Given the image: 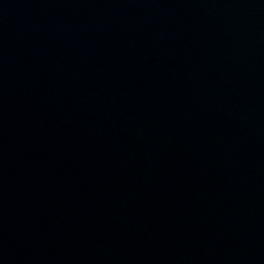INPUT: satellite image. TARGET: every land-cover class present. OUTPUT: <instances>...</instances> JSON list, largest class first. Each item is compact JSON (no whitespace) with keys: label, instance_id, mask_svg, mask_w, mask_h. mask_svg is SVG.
I'll return each mask as SVG.
<instances>
[{"label":"water","instance_id":"95a60500","mask_svg":"<svg viewBox=\"0 0 264 264\" xmlns=\"http://www.w3.org/2000/svg\"><path fill=\"white\" fill-rule=\"evenodd\" d=\"M0 264H264V0H0Z\"/></svg>","mask_w":264,"mask_h":264}]
</instances>
